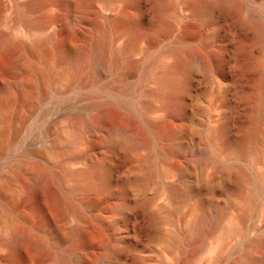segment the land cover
Instances as JSON below:
<instances>
[{"label": "rangeland", "instance_id": "374dc122", "mask_svg": "<svg viewBox=\"0 0 264 264\" xmlns=\"http://www.w3.org/2000/svg\"><path fill=\"white\" fill-rule=\"evenodd\" d=\"M25 1L0 0V264H60L69 251V264H264V0H208L197 28L191 0H91L73 38L59 17H80L75 0ZM126 13L131 24L102 18ZM163 23L170 34L150 45ZM100 34L102 77L92 56L43 55ZM193 51L202 64L172 68ZM127 62L139 63L123 80ZM162 79L180 84L171 104L186 123L170 120ZM141 121L174 135L142 134ZM114 126L125 130L113 139ZM41 173L52 180L34 190ZM203 217L218 224L198 244ZM15 227L38 232L12 259ZM75 227L62 243L48 230Z\"/></svg>", "mask_w": 264, "mask_h": 264}, {"label": "bare ground", "instance_id": "6f19581e", "mask_svg": "<svg viewBox=\"0 0 264 264\" xmlns=\"http://www.w3.org/2000/svg\"><path fill=\"white\" fill-rule=\"evenodd\" d=\"M58 2H61L63 5L67 4L70 0H57ZM45 0H26L21 7L25 11H31L34 9H38L43 6ZM77 2V5L80 10V17L76 21H72L65 16H60V20L63 22V27L67 30V33L69 37L73 38L78 34V27L79 24H83L85 22H88L91 18L90 16L93 14L92 8H91V0H75ZM226 0H220V3H225ZM191 7L193 11V16L196 18V27H199L201 25H206L209 21V8L210 3L208 0H191ZM58 18V19H59ZM104 20H110V21H116L118 19H121L127 24H131L134 20L133 14H124L120 17H113V16H103ZM37 26L40 29H43L45 25L43 23H38ZM171 32V26L168 23H163L160 27V29L152 36H149V44H154L158 39L168 36ZM52 35H49L47 37L50 38ZM185 35L181 34L179 39L184 38ZM0 46H8V44L4 41V37L0 35ZM107 48V41L104 35L100 34L97 39H95L91 46L85 49H80L76 47H70L67 49V46L64 43L58 44L56 48L54 49H48L46 48L43 51V55L46 59H52L55 61H61V62H72V59L74 57L78 58V62L88 60L91 56V61L95 65V70L97 77H102L101 72V65L102 61L104 60V53ZM204 50V49H203ZM201 52H205L201 51ZM200 51H193L185 54L184 56H180L175 61L174 65L172 66L173 69L177 71H181L190 61H196L197 63L202 64L204 62V57L199 55ZM94 56V57H93ZM76 61V62H77ZM74 62V61H73ZM118 62V58H114L112 60V65H116ZM139 62H127L126 64V70L121 75V78L124 80L125 78L129 77L131 74V70L138 65ZM22 83V82H21ZM20 83V84H21ZM161 87L166 91V103L164 105L165 109L168 112L170 120H178L181 123H186L188 118V111H186L183 107H177L173 106L171 104L172 100V94L179 89L180 84L178 82H175L173 80L168 79H162L160 80ZM121 105L126 106L125 102H120ZM141 131L140 133L145 134L146 130H156L158 132H161L165 134L167 137H172L174 135V128L167 123L163 122H148V121H141ZM123 126H114L111 127L108 131V134L110 138H116L123 135L124 132ZM148 140V139H147ZM148 143V142H147ZM40 173V172H39ZM187 172L185 170L181 171V176H185ZM52 178L47 176L44 173H41L34 185V190L39 189V187L45 183H48L51 181ZM103 189H105V184L103 185ZM174 191H179L180 187L175 186L173 187ZM47 206V204H46ZM71 210L76 213L77 209L72 207ZM39 211H42L41 207H34L33 212L28 214L27 216L23 217V221L28 220L31 216L34 214H37ZM217 221L209 218V217H203L198 222L196 229H195V235H196V243L200 244L202 243L203 237L206 233L213 231L217 227ZM76 228V227H75ZM71 229L68 233L63 234L58 229L48 228L49 231H51L52 235L56 237V240L58 243H62L65 241L68 237H73L78 234L77 228ZM47 229V228H46ZM37 232L32 234L29 230L22 227H15L12 229L10 233V237L7 241V247H8V257L9 258H17L20 250V246L26 243H34L37 238ZM28 245V244H27ZM70 251L63 254L64 260L60 261V264H69V258Z\"/></svg>", "mask_w": 264, "mask_h": 264}]
</instances>
